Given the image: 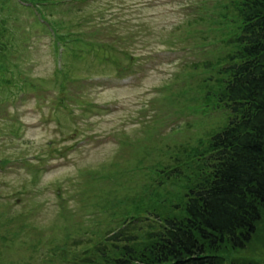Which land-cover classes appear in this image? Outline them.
I'll return each instance as SVG.
<instances>
[{
  "label": "rangeland",
  "instance_id": "1",
  "mask_svg": "<svg viewBox=\"0 0 264 264\" xmlns=\"http://www.w3.org/2000/svg\"><path fill=\"white\" fill-rule=\"evenodd\" d=\"M233 1L0 0V264H58L180 192L164 171L228 123L202 105Z\"/></svg>",
  "mask_w": 264,
  "mask_h": 264
},
{
  "label": "trees",
  "instance_id": "2",
  "mask_svg": "<svg viewBox=\"0 0 264 264\" xmlns=\"http://www.w3.org/2000/svg\"><path fill=\"white\" fill-rule=\"evenodd\" d=\"M226 8L232 12L215 20L219 30L210 42L232 51L207 64L221 77L202 106L227 111L228 123L204 149L179 154L164 171L167 179L184 182L180 192L170 199L156 192L145 210L131 212V228L123 225L83 252L64 244L51 251L50 263L264 264V256L250 251L264 221V0H236Z\"/></svg>",
  "mask_w": 264,
  "mask_h": 264
}]
</instances>
